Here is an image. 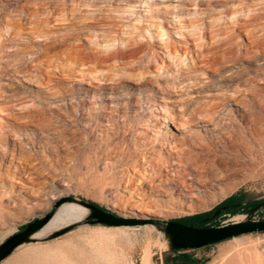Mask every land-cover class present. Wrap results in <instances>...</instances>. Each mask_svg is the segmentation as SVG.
Listing matches in <instances>:
<instances>
[{
	"label": "rangeland",
	"instance_id": "1",
	"mask_svg": "<svg viewBox=\"0 0 264 264\" xmlns=\"http://www.w3.org/2000/svg\"><path fill=\"white\" fill-rule=\"evenodd\" d=\"M56 1L61 0H0V124L18 129L20 123L34 116L51 123L50 132L54 128L64 134L77 130L81 137H88L92 142L98 141L100 133L98 129L90 128L88 112L94 106L101 109L99 98L94 94H99L103 88H95L94 92L91 84L98 85L97 77L103 78L104 73H109L120 79L123 88L138 96V81L130 78L137 75L124 68L118 74L110 65L101 67L97 73L81 75L72 69L86 67L69 63L65 67L70 72L63 76L59 68L48 66L44 61L47 45L79 36V42L85 47L96 46L110 51L117 46L124 49L126 41H138L139 51L132 59L140 64L141 70L149 71L148 76L160 80H185L188 84L207 83L218 79L210 58L224 54L230 46L237 53L249 48L254 38L242 26L252 30L256 20L264 14V0H78L84 6L75 17L53 16L42 8L44 3ZM36 7L39 10L33 15L32 10ZM31 21L33 24H29ZM34 23L43 28L42 36L33 32ZM22 24L23 28H19ZM255 33L259 36V29ZM102 42H109V47L104 48ZM256 54L257 58L263 57L259 52ZM251 57L254 55L241 60L250 71ZM110 63L118 64V61ZM240 83L247 93L249 90L243 87L251 82L242 80ZM256 88L259 97L264 99V87ZM78 90L85 93L77 94ZM82 96L87 103L85 117L78 111L79 117L75 119V108L78 109ZM105 103L109 104V110L113 109L110 101ZM229 108L234 107L229 105ZM134 110L129 113L130 124H126L128 140L132 142L140 132L153 137L156 130L143 123L144 119L151 120L148 109ZM119 123L124 124L122 117ZM29 132L21 134L27 142L32 138ZM36 135L42 137L40 131ZM47 154L53 156L50 152ZM40 179L25 195L27 201L19 199L18 209L0 207V244L19 232L24 224L45 216L54 202L64 196L94 201L125 217H156L150 211L160 208L164 216L157 217L163 220L208 211L241 191L247 192L249 199L264 198V152L259 155L258 162L220 182L227 186L222 197H215L217 191L212 185H198L205 191L201 192L204 202L196 200L193 209L184 205L190 199L179 196L151 199L150 195L142 196L139 191L128 193L117 182L102 176L101 171L89 168L80 156L73 160L60 157L49 175ZM55 180L68 185H58L53 182ZM52 191L62 194L52 198ZM114 201L125 203L124 209L115 207ZM260 212L255 219L264 217V210ZM244 218L243 213L227 215L219 222L225 224ZM72 222L38 235L42 238L35 242L19 246L0 264H57L62 257L72 264H142L146 248L150 249L151 264H170L169 256L173 253L163 245L164 234L150 223L106 226L82 222L60 236L45 238ZM187 224L200 226L196 220ZM208 246L204 255L200 253L205 264H232L231 258L239 251L257 246L263 253L264 232L245 234Z\"/></svg>",
	"mask_w": 264,
	"mask_h": 264
},
{
	"label": "bare ground",
	"instance_id": "2",
	"mask_svg": "<svg viewBox=\"0 0 264 264\" xmlns=\"http://www.w3.org/2000/svg\"><path fill=\"white\" fill-rule=\"evenodd\" d=\"M78 2L61 0L44 3L42 8L53 16L75 17L84 6ZM38 10V7L34 8L32 14L36 15ZM256 22L252 30L242 26L254 38L249 48L237 53L230 46L224 54L210 58L218 79L207 83L188 84L185 80H160L148 76L149 71L141 70L140 64L132 59L139 51L138 41H126L124 49L117 46L110 51L96 46L85 47L79 42V36L47 45L43 59L48 66L59 68L61 75L70 72L65 67L69 63L86 67L72 69L81 75L97 73L101 67L109 65L114 66L118 74L124 68L137 75L130 78L138 81L139 95L134 96L123 88L120 79L109 73H104L103 78L97 77L98 85L91 86L94 92L95 88H103L99 94H94L102 107L94 106L88 112L90 128L98 129L100 133L97 142L81 137L77 130L64 134L54 128L50 132L51 123L34 116L20 123L18 129L0 124V207L18 209L19 199H27L25 195L32 191L40 178L49 175V170L55 168L60 157L73 160L80 156L89 168L101 171L102 176L117 182L128 193L139 191L142 196L150 195L151 199H173L174 196L190 199L184 204L188 209H193L196 200L204 202L201 192L205 191L198 185H212L217 191L215 197L225 195L227 186L220 182L258 162L259 155L264 152V99L259 97L256 88L264 87V14ZM29 24H33L32 21ZM34 25L33 32L42 36L43 28ZM23 26L19 25V28ZM257 29L259 36L255 33ZM101 45L108 48L110 43L102 42ZM257 52L263 57H255ZM252 55L250 71L241 60ZM112 60L118 64L110 63ZM242 80L251 82L243 87L249 90L247 93L242 89ZM76 93L81 94V91ZM1 99L0 96V105ZM106 101L111 102L112 110L108 109ZM86 105L82 96L78 109L75 108V119L79 117L78 111L85 117ZM229 105L234 108L231 110ZM135 108L136 111L148 109L151 120L144 119L143 123L151 125L156 134L152 137L147 132H140L130 142L126 124H130L129 113ZM119 112L122 113L118 116ZM120 117L124 124L119 123ZM28 131L32 138L27 142L21 134H28ZM39 131L42 137L36 135ZM47 152L53 156L49 157ZM53 182L68 185L64 181ZM61 194L52 191L51 197L57 198ZM113 205L120 209L125 207V203L115 201ZM87 212V208L80 204L64 203L37 236L80 219ZM150 213L156 215L149 217L152 219L164 216L160 208ZM163 245L168 246L166 239ZM145 251L142 264H151L150 249ZM230 263L264 264V252H260L257 246L251 247L237 252ZM57 264L72 263L62 257Z\"/></svg>",
	"mask_w": 264,
	"mask_h": 264
},
{
	"label": "water",
	"instance_id": "3",
	"mask_svg": "<svg viewBox=\"0 0 264 264\" xmlns=\"http://www.w3.org/2000/svg\"><path fill=\"white\" fill-rule=\"evenodd\" d=\"M67 201L84 206L88 210L87 214L45 238L51 239L60 236L82 222L106 226H136L150 223L155 225L164 234L168 242V248L172 251L198 249L233 237L264 232V219L254 218L259 211L264 209V201L259 202L243 213L245 214V218L240 221L225 223L219 226L203 227L185 224L173 219L125 217L104 210L87 200L73 196H64L54 202L52 209L45 216L35 218L24 224V230L14 233L0 244V263L19 246L42 238L41 236H37V234L53 218L58 208Z\"/></svg>",
	"mask_w": 264,
	"mask_h": 264
},
{
	"label": "trees",
	"instance_id": "4",
	"mask_svg": "<svg viewBox=\"0 0 264 264\" xmlns=\"http://www.w3.org/2000/svg\"><path fill=\"white\" fill-rule=\"evenodd\" d=\"M88 202L93 203L96 206H99L103 208L104 210H107L105 207L100 206L98 203L87 200ZM264 201V198L261 199H249L247 192H239L237 194H233L229 197H227L225 200L220 202L219 204L215 205L212 209L200 212L188 216H183L180 218H176L173 220L180 221L182 223L187 224L188 221H198L200 226L203 227H209V226H219L221 225V218L227 216V215H238L245 213L248 209L252 208L259 202ZM264 210V209H263ZM109 211V210H107ZM263 212V211H262ZM261 212L259 211L257 215H259ZM224 215V216H223ZM219 243V242H218ZM217 244V243H215ZM213 245V244H210ZM178 251H184V250H172L171 252H178ZM176 261H182L183 263H190V264H205L206 261L202 259H196L193 260L191 257L185 253H183L181 256L177 257ZM172 264H174V259H172Z\"/></svg>",
	"mask_w": 264,
	"mask_h": 264
},
{
	"label": "crops",
	"instance_id": "5",
	"mask_svg": "<svg viewBox=\"0 0 264 264\" xmlns=\"http://www.w3.org/2000/svg\"><path fill=\"white\" fill-rule=\"evenodd\" d=\"M224 216V215H223ZM224 221L221 222V224H223ZM208 245L198 248V249H190V250H184V251H178V252H172L173 254L169 256L170 259V264H172V259H174V264H185L182 261H176L177 257L181 256L183 253L189 255L191 257V259L196 260V259H202V256L200 255V253L202 255H204L205 253V249H208ZM193 251V252H191ZM186 264H190V263H186Z\"/></svg>",
	"mask_w": 264,
	"mask_h": 264
},
{
	"label": "flooded vegetation",
	"instance_id": "6",
	"mask_svg": "<svg viewBox=\"0 0 264 264\" xmlns=\"http://www.w3.org/2000/svg\"><path fill=\"white\" fill-rule=\"evenodd\" d=\"M258 219H264V217H260ZM21 230H24V226H22L19 231H21Z\"/></svg>",
	"mask_w": 264,
	"mask_h": 264
}]
</instances>
